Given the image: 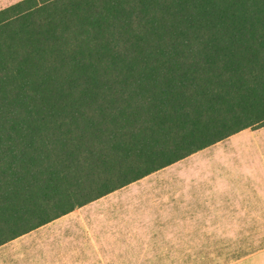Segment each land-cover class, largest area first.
<instances>
[{
    "label": "trees",
    "instance_id": "16d2710c",
    "mask_svg": "<svg viewBox=\"0 0 264 264\" xmlns=\"http://www.w3.org/2000/svg\"><path fill=\"white\" fill-rule=\"evenodd\" d=\"M264 127V0L0 10V246Z\"/></svg>",
    "mask_w": 264,
    "mask_h": 264
},
{
    "label": "crops",
    "instance_id": "0c3cea01",
    "mask_svg": "<svg viewBox=\"0 0 264 264\" xmlns=\"http://www.w3.org/2000/svg\"><path fill=\"white\" fill-rule=\"evenodd\" d=\"M245 132L49 224L72 219L74 228L87 235L95 249L106 250L109 262L102 264H114L113 258L151 257L148 252L153 251H174L164 256L177 257L178 243L224 241L220 236H225V227L261 225L253 220L264 216V152H257L262 149L257 140L248 148L237 139ZM108 198L116 200L103 201ZM41 238L30 232L1 245L0 264H66L65 256L44 248L46 241ZM201 252L190 256H210Z\"/></svg>",
    "mask_w": 264,
    "mask_h": 264
},
{
    "label": "rangeland",
    "instance_id": "374dc122",
    "mask_svg": "<svg viewBox=\"0 0 264 264\" xmlns=\"http://www.w3.org/2000/svg\"><path fill=\"white\" fill-rule=\"evenodd\" d=\"M19 1L21 0H0V10ZM255 131L258 132L255 133ZM237 139L243 140L244 143L242 142V144L248 148L251 145V141L257 140L262 147L257 152H264L262 145L264 144V127L247 129V132L241 134ZM227 143V145L233 144V142ZM246 151L252 152L251 149ZM115 200L108 198L103 201ZM71 220L66 218L33 231V233L40 235L41 239L46 241L44 242V248L55 252L60 251L66 258V264H102L103 261L109 262V259L104 257L107 253L106 250L100 249L98 251L95 249L93 243L87 239L88 236L82 234L79 229H75ZM253 221L263 224L225 227V236H220V238L226 239L224 241L178 243L177 257L164 256L169 253L174 254V251H153L148 252L153 255L151 257L142 259L113 258L112 261L114 264H121V262H124V264L126 262L130 264H235L246 257L254 256L253 261L246 264H264V216ZM190 248H193V250L191 251ZM202 250L204 255L208 251L210 256H190L191 254L202 253Z\"/></svg>",
    "mask_w": 264,
    "mask_h": 264
}]
</instances>
